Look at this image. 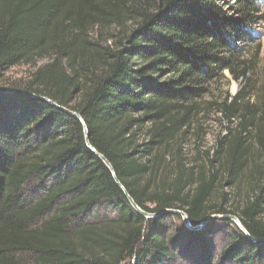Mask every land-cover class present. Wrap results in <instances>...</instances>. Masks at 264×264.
<instances>
[{"label": "trees", "instance_id": "1", "mask_svg": "<svg viewBox=\"0 0 264 264\" xmlns=\"http://www.w3.org/2000/svg\"><path fill=\"white\" fill-rule=\"evenodd\" d=\"M262 23L264 0H0V264H264ZM19 65L36 71L5 84ZM227 74L240 89L204 110L240 123L190 166ZM248 168L246 201L212 204Z\"/></svg>", "mask_w": 264, "mask_h": 264}, {"label": "rangeland", "instance_id": "2", "mask_svg": "<svg viewBox=\"0 0 264 264\" xmlns=\"http://www.w3.org/2000/svg\"><path fill=\"white\" fill-rule=\"evenodd\" d=\"M259 31L262 32V50L261 59L259 63L260 70L264 67V23L259 27ZM114 29L102 30L93 33L92 38L98 41L100 44L106 46L112 44ZM48 60H43L39 65H45ZM36 71V67L28 65H19L12 68L5 75V84H25L30 79L33 73ZM260 72V71H259ZM228 79H222L218 83L212 86V91L203 100V113L201 118L195 124V131L187 136L183 141L184 149L186 152V160L190 166H201L202 163L208 161L207 153L214 152L217 144V139L227 134L231 129L235 131V128L240 123V118L235 119L233 126L229 125L231 129H227L228 123L223 116L213 108L211 105L208 109L204 110L205 106L210 102L223 101L226 95L229 93L235 95L240 89V83L233 80L229 74ZM259 79V77H257ZM199 132V133H198ZM198 133V134H197ZM256 150V145L252 144V151ZM201 168V167H199ZM245 171V170H244ZM249 168L236 180L234 186L222 185L215 188L212 194V204L220 206V203L224 199V194L228 196L229 202L226 203L227 209L236 210V208L244 201L249 194L252 193V185L249 179Z\"/></svg>", "mask_w": 264, "mask_h": 264}, {"label": "water", "instance_id": "3", "mask_svg": "<svg viewBox=\"0 0 264 264\" xmlns=\"http://www.w3.org/2000/svg\"><path fill=\"white\" fill-rule=\"evenodd\" d=\"M46 101H48L49 103L51 104H54V105H57L59 106L56 102L48 99V98H44ZM63 111L65 112H68V113H71V114H74L75 116H77L83 126H84V131H85V139H86V143L88 145V147L94 152L96 153L100 159L108 166V168L110 169L111 173L113 174V177L114 179L116 180L117 184L121 187V189L124 191L125 195L127 196L131 206L133 207V209L135 211H137L138 213H140L141 215H143L144 217L146 218H152V217H155L157 216L158 214H152V213H148L146 211H144L136 202L135 200L132 198V196L129 194V192L126 190V188L123 186V184L119 181L117 175H116V172H115V169L114 167L111 165V163L106 159L105 156H103L102 154L98 153L97 150L92 146L91 142H90V139H89V132H88V128L86 126V123L84 121V119L81 117L80 114H78L77 112H74L66 107H63V106H59ZM163 212H170V213H176V214H179L182 216L183 220H184V223L187 227L191 228V229H195V228H198L200 226L201 223H199L198 225H193L189 219V217L187 216L186 212L182 211V210H177V209H165L163 210ZM210 218H223V219H229V220H232L234 221L238 226L239 228L245 232L248 236H249V233L248 231L245 229V227L243 226L242 222L240 221V219L235 216V215H213L211 216Z\"/></svg>", "mask_w": 264, "mask_h": 264}]
</instances>
